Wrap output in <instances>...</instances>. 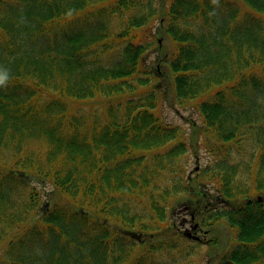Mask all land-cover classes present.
<instances>
[{
	"label": "trees",
	"instance_id": "1",
	"mask_svg": "<svg viewBox=\"0 0 264 264\" xmlns=\"http://www.w3.org/2000/svg\"><path fill=\"white\" fill-rule=\"evenodd\" d=\"M155 20L173 44L156 63L219 155L210 203L177 176L186 147L155 114L143 43ZM0 72V264H147L137 245L150 259L178 246L168 210L182 194L200 196L204 224L235 230L218 264H264V0H0ZM48 183L76 207L52 202Z\"/></svg>",
	"mask_w": 264,
	"mask_h": 264
},
{
	"label": "rangeland",
	"instance_id": "2",
	"mask_svg": "<svg viewBox=\"0 0 264 264\" xmlns=\"http://www.w3.org/2000/svg\"><path fill=\"white\" fill-rule=\"evenodd\" d=\"M165 1L168 2V0ZM158 23L159 20L154 21L152 27L146 32L144 39L145 42H143L147 46V52L144 55V63L147 68L153 66L156 68L158 65L156 60L159 58L162 59V61H166L173 49V44L170 43L165 32L159 29L157 26ZM153 63L154 65H151ZM164 63L166 64V62ZM159 72L162 73L160 76V79L161 77L162 79H158L155 83L159 84L161 92L158 95V101L156 102L157 108L155 114L159 116L163 126L174 128L175 135L178 139H181L184 142L187 151L178 158L179 165L177 167L179 169L177 168L176 174L177 176L185 175L186 177H191L194 182L202 184L200 187L205 191H208L210 195L214 194L217 191L215 186L218 184L214 180L216 175L213 173L217 172L214 168L216 166V161H220V159L219 155L214 153L215 151L213 148V151L208 149L210 146L209 143H204L206 139L202 134V117L197 109L193 108V102L181 103L176 100L173 85L171 84V78L169 79L168 77V68L165 65H161L159 67ZM99 103L100 99L96 101H89L86 102L85 105H82L81 109L88 113L91 112ZM166 130L168 131L169 129ZM169 146L172 145L159 147V149L164 150L163 148H167ZM145 153L148 162L153 164V158L159 153V151L152 148L146 150ZM171 178L173 179L175 177L171 175ZM159 180L161 183L163 182L162 179ZM47 189L51 191L53 202L67 207L72 206V203L67 196L57 190L52 191L53 188L51 184H48ZM134 195L136 196V194ZM135 196L129 197L130 200H134L132 204L137 207L138 210L147 208L146 198ZM194 201L197 200H195L192 195L186 194H182L178 198L173 197L170 200L171 203L169 206L168 224L175 221L178 225L179 232L177 233L179 234L175 238L176 241H178V246L162 249V251L158 253L159 256L150 259L151 255L144 254L146 249L137 245L136 248H134L135 250L132 252V258L135 259L143 256L144 259L149 260L147 264H218L220 256L223 252L232 247L235 234L226 225V223L222 221L214 226L213 230V237L218 240L217 243H212L210 245L203 243L199 244L185 238L181 233L183 218H189L188 214L185 212V207L192 205ZM74 206H76L75 203ZM225 206L226 205L218 203L215 205L214 210L223 211ZM30 218V222L33 223L37 219V216L34 213ZM159 238V235L155 240L154 238L149 237L144 244L148 246L149 243H153L158 240L160 241ZM7 244L8 240L0 241V252L6 250ZM154 260L156 261L155 263Z\"/></svg>",
	"mask_w": 264,
	"mask_h": 264
},
{
	"label": "flooded vegetation",
	"instance_id": "3",
	"mask_svg": "<svg viewBox=\"0 0 264 264\" xmlns=\"http://www.w3.org/2000/svg\"><path fill=\"white\" fill-rule=\"evenodd\" d=\"M189 208V207H188ZM186 213H190L191 214V219L190 220H186V219H184V225L187 227V226H190L191 228H193V230H194V232L196 233V234H199V235H201V240L203 241V242H206L207 241V239H206V237H207V235H205L206 233H207V229H205L204 227H203V225H201V223H198V224H196L197 222L195 221V219H196V217L197 216H195L194 214L192 215V212L193 211H189L188 209L185 211Z\"/></svg>",
	"mask_w": 264,
	"mask_h": 264
},
{
	"label": "clouds",
	"instance_id": "4",
	"mask_svg": "<svg viewBox=\"0 0 264 264\" xmlns=\"http://www.w3.org/2000/svg\"><path fill=\"white\" fill-rule=\"evenodd\" d=\"M8 74L6 72H0V87H4L8 81Z\"/></svg>",
	"mask_w": 264,
	"mask_h": 264
}]
</instances>
